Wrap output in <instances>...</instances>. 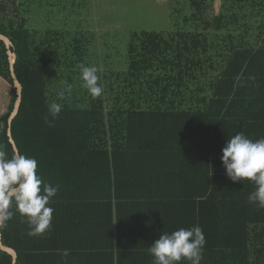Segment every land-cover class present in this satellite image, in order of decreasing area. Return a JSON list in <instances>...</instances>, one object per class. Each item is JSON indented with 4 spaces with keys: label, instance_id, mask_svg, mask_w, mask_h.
Returning <instances> with one entry per match:
<instances>
[{
    "label": "trees",
    "instance_id": "obj_1",
    "mask_svg": "<svg viewBox=\"0 0 264 264\" xmlns=\"http://www.w3.org/2000/svg\"><path fill=\"white\" fill-rule=\"evenodd\" d=\"M8 1L0 5V33L13 41L23 87L12 137L38 161L43 181L59 186L44 234L28 235L26 217L14 208L1 228L16 264H128L133 256L153 264L143 243L152 231L197 225L206 238L201 264H264V208L248 202L256 185L233 182L221 159L237 133L264 138V0H171V29L132 32L125 69L85 63L84 34L69 37L51 24L30 31L23 56L14 31L26 28L24 2L9 16ZM81 64L98 68L99 97L83 87ZM68 86L71 95L60 100ZM17 98L0 39V150L9 158ZM53 101L63 110L49 127ZM128 156L167 186L166 196L162 187L118 193V159ZM0 264H13L1 249Z\"/></svg>",
    "mask_w": 264,
    "mask_h": 264
},
{
    "label": "clouds",
    "instance_id": "obj_2",
    "mask_svg": "<svg viewBox=\"0 0 264 264\" xmlns=\"http://www.w3.org/2000/svg\"><path fill=\"white\" fill-rule=\"evenodd\" d=\"M83 87L93 97H99L103 88L98 68L79 65ZM71 86L58 93L60 100L70 96ZM63 110V105L53 101L48 106L51 117L45 123L54 127V121ZM222 163L227 176L233 182L250 180L256 188L248 196L250 204L264 208V138L252 140L243 132L230 137L222 149ZM59 191V186L46 184L38 174V161L34 157L16 151L9 158L0 150V228L12 219L14 211L26 217L30 226L28 235H42L51 228L54 209L50 200ZM206 238L200 226L179 228L171 233L163 232L148 248L153 264H201ZM69 253L64 251L63 255Z\"/></svg>",
    "mask_w": 264,
    "mask_h": 264
},
{
    "label": "rangeland",
    "instance_id": "obj_3",
    "mask_svg": "<svg viewBox=\"0 0 264 264\" xmlns=\"http://www.w3.org/2000/svg\"><path fill=\"white\" fill-rule=\"evenodd\" d=\"M57 2L55 13L74 17L76 26L92 22V29L83 35L86 44L83 60L94 62L104 69L128 67V51L132 32H161L172 27L171 0H66ZM219 0H216L218 3ZM182 25V22H181ZM75 28V27H74ZM29 29L15 30L18 44L29 42ZM28 53V47L27 52Z\"/></svg>",
    "mask_w": 264,
    "mask_h": 264
},
{
    "label": "crops",
    "instance_id": "obj_4",
    "mask_svg": "<svg viewBox=\"0 0 264 264\" xmlns=\"http://www.w3.org/2000/svg\"><path fill=\"white\" fill-rule=\"evenodd\" d=\"M24 2L23 8V17L25 21H27L26 28L29 29L30 31L32 29H47V25L51 24L56 30H66L65 32L68 31V36L72 37L75 35H80V34H87L89 33L88 31L92 29L91 26L92 22H81L80 26H76L75 24V18L72 16H61L55 13V6H57V2H67L66 0H19V2ZM67 26H64L66 25ZM75 27V28H74ZM24 30V29H22ZM21 30V31H22ZM29 31V34H30ZM63 32V31H61ZM19 46L21 47L22 55L26 56L27 54H24V52H27V45L21 41V43L18 41ZM122 157V156H121ZM121 157L118 159V168H119V179L116 177V180L119 183V190L118 193H123V194H134V196H137V192L139 193H145L146 191L149 192L151 188L156 187L159 189L162 187L164 189V194L159 192L160 189L158 190V194L160 196H166L167 194V186L166 185H161L160 179H151L148 178L147 173H148V167L145 169L144 173L139 170L143 165L138 164L137 161H135L136 156L130 157L128 156V162L121 161ZM114 171L111 169L110 174L113 173ZM186 172V178H188V173L187 170ZM115 177V176H110ZM195 181H197V173H195ZM145 178L147 180H145ZM136 181H144L145 184L143 186H135ZM201 182V181H200ZM141 188L142 190L135 192L136 188ZM187 187V186H186ZM186 187L184 190H186ZM132 196V195H130ZM160 236V233L154 234L153 231L151 232L149 241L143 242L146 246L147 249L151 246V244L157 240ZM80 241H71L67 245L69 246H79ZM79 244V245H78ZM149 246V247H148ZM143 249H146L143 247ZM17 252V251H16ZM18 255V253H17ZM18 258V257H17ZM128 264H136L140 261V256L137 257H128Z\"/></svg>",
    "mask_w": 264,
    "mask_h": 264
},
{
    "label": "water",
    "instance_id": "obj_5",
    "mask_svg": "<svg viewBox=\"0 0 264 264\" xmlns=\"http://www.w3.org/2000/svg\"><path fill=\"white\" fill-rule=\"evenodd\" d=\"M2 3V0H0V5ZM0 39L4 41V43L6 44V47L8 49V53H9V57H10V66H11V73H12V77L14 78V82H15V86L17 88V92H18V98H17V101L15 103V107H14V110L10 116V119H9V130H8V133L10 135V139H11V142L14 146V149L15 151H18L19 152V149L12 137V127H11V124H12V121L14 119V117L17 115L18 111H19V108H20V105H21V102H22V95H23V87H22V84L20 83L18 77H17V74H16V71H15V63H16V60H17V53L14 49H12L13 47V41L7 37L6 35L0 33ZM0 249L9 253L12 257H13V264H16L17 262V252L14 248L12 247H9L7 245H5L3 243V237H2V232H1V228H0Z\"/></svg>",
    "mask_w": 264,
    "mask_h": 264
},
{
    "label": "built area",
    "instance_id": "obj_6",
    "mask_svg": "<svg viewBox=\"0 0 264 264\" xmlns=\"http://www.w3.org/2000/svg\"><path fill=\"white\" fill-rule=\"evenodd\" d=\"M19 4V0H9L5 7V13L9 16L15 11L14 7Z\"/></svg>",
    "mask_w": 264,
    "mask_h": 264
}]
</instances>
